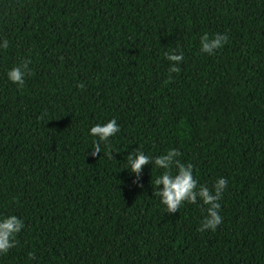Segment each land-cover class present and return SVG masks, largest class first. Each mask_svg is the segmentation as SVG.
<instances>
[{"label":"trees","instance_id":"1","mask_svg":"<svg viewBox=\"0 0 264 264\" xmlns=\"http://www.w3.org/2000/svg\"><path fill=\"white\" fill-rule=\"evenodd\" d=\"M206 32L229 40L201 53ZM5 39L0 215L24 228L0 264H264V0H0ZM112 118L95 152L88 129ZM138 149H178L210 192L227 178L215 231L199 197L167 211Z\"/></svg>","mask_w":264,"mask_h":264},{"label":"clouds","instance_id":"2","mask_svg":"<svg viewBox=\"0 0 264 264\" xmlns=\"http://www.w3.org/2000/svg\"><path fill=\"white\" fill-rule=\"evenodd\" d=\"M229 40L227 33H214L211 38L206 32L200 37V52L208 55L215 54L217 49L222 48ZM9 41L5 39L0 49H7ZM166 59L170 62L169 72H179V64L184 59L183 52L173 51L165 52ZM174 62V63H173ZM28 62L16 65L7 71V78L17 86L25 84L26 72L28 71ZM120 132V125L116 118L108 119L101 123H95L88 129V135L92 138V145L95 152H105L112 149L111 140ZM95 152L93 153L95 155ZM135 156V159H133ZM180 156L178 149H169L165 153L153 156L146 154L138 149L128 156V165L133 173L139 177L142 166L147 164L150 159H154L158 174L152 183L155 186V195L160 198V203L164 205L168 212L177 211L185 203L197 204V197L200 202L206 205V215L200 221L198 230L204 231L211 229L215 231L218 225L223 221L221 212V203L219 202L224 191L227 188V178H217L212 186V191L205 185H198V180L194 176V165L192 163L181 162L177 159ZM177 172L179 173L177 175ZM163 189H159V185ZM24 228V221L17 215H0V254L7 253L16 243V236Z\"/></svg>","mask_w":264,"mask_h":264}]
</instances>
